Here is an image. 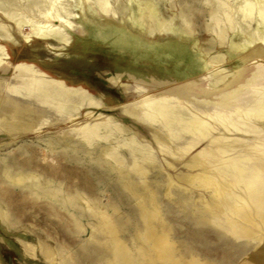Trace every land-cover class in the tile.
<instances>
[{
    "label": "rangeland",
    "instance_id": "1",
    "mask_svg": "<svg viewBox=\"0 0 264 264\" xmlns=\"http://www.w3.org/2000/svg\"><path fill=\"white\" fill-rule=\"evenodd\" d=\"M0 264H264V0H0Z\"/></svg>",
    "mask_w": 264,
    "mask_h": 264
},
{
    "label": "bare ground",
    "instance_id": "2",
    "mask_svg": "<svg viewBox=\"0 0 264 264\" xmlns=\"http://www.w3.org/2000/svg\"><path fill=\"white\" fill-rule=\"evenodd\" d=\"M63 89V88H62ZM59 96V95H58ZM46 108H48V106H46ZM50 108V107H49ZM3 119V118H2ZM137 119H139V118H137ZM16 120V119H15ZM2 121V120H1ZM29 123V122H28ZM37 124V123H36ZM154 129V128H153ZM16 132V131H15ZM18 133H20V132H18ZM22 133V132H21ZM23 133H24V131H23ZM14 134V133H13ZM12 135V134H11ZM228 218V217H227Z\"/></svg>",
    "mask_w": 264,
    "mask_h": 264
}]
</instances>
